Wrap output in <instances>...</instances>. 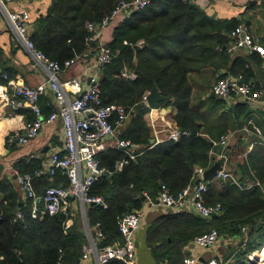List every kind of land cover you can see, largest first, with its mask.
Segmentation results:
<instances>
[{
    "label": "trees",
    "instance_id": "trees-1",
    "mask_svg": "<svg viewBox=\"0 0 264 264\" xmlns=\"http://www.w3.org/2000/svg\"><path fill=\"white\" fill-rule=\"evenodd\" d=\"M118 2L53 0L47 13L33 22L32 39L36 47L54 61L64 64L67 60L79 59L87 49V23H100ZM238 25L237 20L219 25L186 0H152L146 9L126 18L115 29L108 45L118 53L103 69V104H122L135 110L122 136L141 149L135 160L128 159L117 149L99 156L107 175L93 185L91 195L102 196L108 207L91 205L88 220L91 225L101 224L105 234L103 244L121 239L119 217L140 210L146 202L144 193L156 199L162 185L172 193L181 192L191 182L196 168L208 169L215 162L211 152L218 149H214L213 141L230 129H242L250 119L256 120V112L246 104L225 112L226 100L202 97L201 89L207 84L200 80L217 74L243 75L254 90L262 89L247 59L237 57L234 65L229 66L230 39L223 32L230 33ZM141 40L144 45L136 53L134 45ZM2 55L0 48V66ZM124 70L135 73L136 78L122 77ZM4 73L0 67V83L5 82ZM155 87L166 97L157 108L175 107L174 120L186 134L178 142L164 141L152 147V131L145 121V115L152 108L145 104L144 96ZM244 159L238 162L241 177L236 176L241 186L231 179L209 182L207 201L222 205L219 215L208 220L193 212L169 210L151 222L147 243L158 261L182 264L185 246L212 227L223 238L241 239L233 264H248L249 255L264 248V241L256 242L264 229L263 176L252 156L249 157L251 165ZM123 160L127 163L119 171L116 164ZM17 168L22 174L34 175L40 165L29 170L19 163ZM43 178L48 177H34V180ZM63 178L67 185L68 178L65 175ZM256 182L260 186L247 187ZM54 185L57 184H49ZM31 209L32 200L23 204L11 181L2 178L0 168V264H80L87 242L82 228L74 223L66 229L69 218L63 214L34 219ZM19 212L22 217L16 219ZM259 223L262 227L258 230ZM245 227L248 228L246 245L242 231ZM15 254L19 263L13 261ZM227 260L224 259L223 264ZM109 264L127 263L120 260Z\"/></svg>",
    "mask_w": 264,
    "mask_h": 264
},
{
    "label": "built area",
    "instance_id": "built-area-1",
    "mask_svg": "<svg viewBox=\"0 0 264 264\" xmlns=\"http://www.w3.org/2000/svg\"><path fill=\"white\" fill-rule=\"evenodd\" d=\"M13 1L0 0V4L7 13L19 40L31 52L33 58L43 64L49 77L47 82L31 87L19 83L16 78L9 77L8 73L3 74L2 77L5 82L0 83V105L12 110L29 109L34 115V118L25 124L26 132L24 134L14 133L10 137L9 143L18 142L20 145H26L37 138L45 126L57 120L62 121L64 130V154L59 151L51 154L46 163L34 175L22 174L18 170L15 172L20 188L26 197L32 200L31 216L34 219H40L46 215L63 214L69 216L72 199H78L84 205H97L106 209L108 205L102 196L91 195L93 185L102 177L104 172L106 173L99 156L109 149H117L122 151L128 159L135 160L138 156L139 146L122 136V129L132 115L129 109L122 104H103L101 87L103 69L113 61L118 53V51L114 52L108 43L103 41V31L120 16L146 9L152 0H119L115 9L100 23H87L86 27L89 32L86 38L87 49L79 58L88 57L93 52L95 54L94 68L88 74L87 82L79 78L67 80L60 78L61 73L73 66L79 59H70L62 64L50 59L39 50L32 39L28 10H10L8 4ZM230 36L233 41L229 47V53L246 50L249 54L258 53L264 58V46L258 44L248 26L239 24L231 31ZM135 45L143 47L144 41L141 40ZM121 76L129 79L136 78V74L128 70H124ZM47 88L54 94L55 106L48 116H44L40 98ZM212 92L216 97L224 100L252 103L260 101L264 93L263 88L254 90L253 85L246 82L243 75L233 74L219 76ZM147 94L144 96L145 103ZM157 118L159 117L152 116L149 122L155 131L153 137L155 143L151 144L152 147L163 142L159 136L161 132L165 133L166 141L175 142H178L186 134L179 129L177 123L166 122L161 125L158 124ZM241 131L245 134L261 133L260 128L252 119ZM236 133L237 131H229L222 135L219 140L213 141L214 149L220 150V152H211L212 156H215V161L224 156ZM126 163L127 160L118 162L116 164L117 170L121 171ZM206 170L200 167L196 168L191 182L177 194L172 193L166 185L161 186L156 199H150L144 193L146 202L140 210L119 217L118 226L121 239L112 244H103L105 234L100 223L91 226L88 222L86 232L89 237L87 244L83 246L82 259L88 261L94 257L96 264H109L120 260L126 261L127 264H138L136 233L142 227L147 213L152 210L164 208L174 212H194L208 220L214 215H219L222 211V205L220 203L209 204L207 201L210 188L209 182L204 179ZM59 172L68 178V184L49 186L42 195H39L35 188L34 177L45 174L55 176ZM216 179H231L236 185L241 186L237 177L232 171L226 170L225 165L223 170L219 171ZM253 186H260V183H249L247 187ZM21 217L22 214L19 212L16 219ZM70 225H72V220L69 218L66 229H69ZM242 231L246 245L248 228L245 227ZM221 238L223 236L219 231L212 229L198 236L193 244L209 249L214 247ZM257 254L255 252L249 255V258L257 260L259 258ZM182 264H223V262L217 257L201 260L193 255H187Z\"/></svg>",
    "mask_w": 264,
    "mask_h": 264
},
{
    "label": "crops",
    "instance_id": "crops-1",
    "mask_svg": "<svg viewBox=\"0 0 264 264\" xmlns=\"http://www.w3.org/2000/svg\"><path fill=\"white\" fill-rule=\"evenodd\" d=\"M189 1L194 6L198 7L211 19L217 21L219 25H223L228 21L237 20L239 24H244L249 27L251 33L256 38L258 44L264 46V0H186ZM53 0H14L8 4V8L12 11H20L22 9L28 10L30 14V23L29 25L33 28V22L41 15L47 13L49 7L51 6ZM136 12L120 16L117 20L113 21L110 26H108L103 31V41L110 43L114 38L115 29L126 20L130 18ZM228 38L230 39L229 47L232 44V38L228 31H224ZM0 48L3 52L1 69L5 70L6 73L11 74L13 77L18 80L19 83L25 85L36 87L40 84L47 82L48 73L43 66V64L37 62L31 52L27 47L19 40L17 37L12 24L10 23L7 13L0 4ZM231 61L229 66L234 65V62L237 57L247 59L250 65L255 69L259 81L260 76L264 77V58L258 54H249L246 50H238L236 52L230 53ZM95 64V54L94 52L88 57H83L79 59L73 66L64 70L60 78L62 80H67L70 78H79L84 82L88 80V74L93 70ZM228 68V72L230 71ZM219 77V74H217ZM260 85L262 83L260 81ZM210 90H207L209 89ZM206 88L205 91H202V97L211 96L213 93L212 87ZM264 95V93H263ZM263 97V96H262ZM226 106L224 111L227 112L231 108H235L239 104H246L251 109L256 112L254 122L260 128V134H245L240 130L230 129L229 131H237L230 141L229 149L230 155L226 160L225 168L226 170L232 171V173L238 178L241 177L239 171V160L234 161L235 153L238 151L241 152L238 155L240 158H245L247 164H250L249 157H253L256 168L260 175L264 178V101L261 100L257 102H242V101H231L226 100ZM40 105L43 110V115L48 116L54 106L55 98L53 92L47 88L45 93L40 98ZM177 113V109L173 106L167 108H154L145 115V121L148 126L151 128L152 136L154 137V130L150 126V118H157L158 124L163 125L166 122H174V116ZM132 117V115H130ZM131 117L129 123L131 121ZM34 115L29 109L21 110H12L8 107L0 105V168L2 178L5 177L11 181L13 186L16 188L17 192L20 195V199L23 204H29L30 200L26 197L24 192L19 186L17 181L16 171L19 169L17 165L20 163L25 169L34 168L40 165L43 166L47 159L54 152L59 151L61 154H64V130L61 120H57L52 124L45 126L41 134L31 140L26 145H20L18 142L9 143L10 137L16 133L20 132L24 134L25 124L27 121L32 120ZM125 127V125H124ZM244 127V126H243ZM242 127V128H243ZM124 131V128H123ZM228 131V132H229ZM237 134L239 137H237ZM160 138L166 141V136L164 132L159 133ZM140 146L138 151L140 150ZM110 150V149H109ZM137 151V152H138ZM216 152H220L217 150ZM246 154V157H244ZM219 159V158H217ZM240 159V160H241ZM23 162H25L23 164ZM241 162V161H240ZM239 162V163H240ZM214 164V163H213ZM249 165V166H250ZM20 172V171H19ZM61 172L55 176H50L45 174L48 178L35 179L34 184L36 191L39 195H42L45 189L49 184L64 185L65 179L63 178ZM263 185H264V179ZM217 180V179H215ZM213 182V181H212ZM91 205H84L82 201L78 199H72L70 202V214L74 217L77 214H80L81 217L84 216L87 219L88 209ZM32 212V209H31ZM79 212V213H78ZM169 210L164 208H159L152 210L147 213L146 218L143 221L142 227L136 233V245H137V261L138 264H168L167 262H160L157 260L153 254L149 244L147 243V230L151 222L159 215L167 214ZM191 213V212H188ZM194 213V212H193ZM192 214V213H191ZM195 214V213H194ZM211 220V219H210ZM91 225V224H90ZM92 226V225H91ZM87 227V226H86ZM83 235L86 237L88 242V233L86 229L82 230ZM93 234V230H92ZM95 234V232H94ZM241 239L235 238H221L218 243L212 248H201L194 246L193 241L187 244L184 248V258L187 255H193L201 260L210 257H217L220 261L223 262L224 259L228 258L227 263L224 264H233L235 262L234 254L235 249L238 246ZM86 242V244H87ZM263 255L259 257L260 254ZM258 253L259 258H264V248ZM231 258V259H230ZM80 264H96L94 257H91L90 260L84 261L81 257ZM264 264V262H263Z\"/></svg>",
    "mask_w": 264,
    "mask_h": 264
},
{
    "label": "water",
    "instance_id": "water-1",
    "mask_svg": "<svg viewBox=\"0 0 264 264\" xmlns=\"http://www.w3.org/2000/svg\"><path fill=\"white\" fill-rule=\"evenodd\" d=\"M142 49L141 46L139 45H135L134 46V50L136 53H138L140 50ZM260 81L262 83V86H263V91H264V77L263 76H260ZM211 97H216L214 93L211 94ZM166 99V97L161 93V91H159L158 88H153L151 89L148 94H147V97H146V105L152 109L154 108H157L159 103L164 101ZM262 100L264 101V95L262 97ZM151 144H154L155 143V140L154 139H151L150 141ZM230 155V150H227L225 153H224V156L217 159L214 164L208 168L205 173H204V179L208 182H212L216 179L219 171H222L223 170V167L226 163V160L227 158L229 157ZM107 174L104 172L102 174V176H106ZM146 198L144 197V200ZM215 216V215H214ZM262 227V223H259L258 226H257V229L259 230L260 228ZM13 261L15 263H19L20 262V259L19 257L15 254L14 257H13Z\"/></svg>",
    "mask_w": 264,
    "mask_h": 264
},
{
    "label": "rangeland",
    "instance_id": "rangeland-1",
    "mask_svg": "<svg viewBox=\"0 0 264 264\" xmlns=\"http://www.w3.org/2000/svg\"><path fill=\"white\" fill-rule=\"evenodd\" d=\"M217 80H218V77H217V76H215V77H212V76H211V77H207V78L204 79V80L201 79L200 81H201L203 84H207V85L205 86V88H204L203 91H205L206 88L213 87L214 84L217 82ZM207 90H210V88L207 89ZM133 110H134V109L129 108L130 113H132ZM134 111H135V110H134ZM130 117H131V116H130ZM130 117L128 118L127 122L125 123L124 131H125L126 127L129 125ZM131 118H132V117H131ZM122 130H123V129H122ZM124 131H122V135H123ZM237 137H239L238 134H237ZM239 153H241V152L238 151L237 153H235V157H233V160H232V161H234V158H235V164H236V161L240 160V156L238 155ZM217 180H218V179H217ZM78 213H79V212H78ZM67 217L70 218V219L72 220V225H73L74 223H76L78 226H80V227L82 228V230L86 229L87 223L89 222L88 218L85 219L84 216L81 217L80 214H77L76 217H74V216H72V215L70 214V215L67 216ZM87 217H88V215H87ZM72 225H70V227H71ZM211 229H216V228H215V227H212ZM263 241H264V229L261 231V234H260V236L257 238L256 242L259 243V244H261ZM263 245H264V244H263ZM262 249H263V248H262ZM262 249L257 250L256 253H259V251H261ZM252 254H253V253H252ZM249 260H250V261H248V264H263V262H264V258H258L257 260H255V259H254V260H251V259L249 258Z\"/></svg>",
    "mask_w": 264,
    "mask_h": 264
},
{
    "label": "bare ground",
    "instance_id": "bare-ground-1",
    "mask_svg": "<svg viewBox=\"0 0 264 264\" xmlns=\"http://www.w3.org/2000/svg\"><path fill=\"white\" fill-rule=\"evenodd\" d=\"M261 253H262V251H261ZM259 254H260V253H259ZM257 255H258V254H257ZM262 256H263V255H261V254L259 255V257H262Z\"/></svg>",
    "mask_w": 264,
    "mask_h": 264
}]
</instances>
